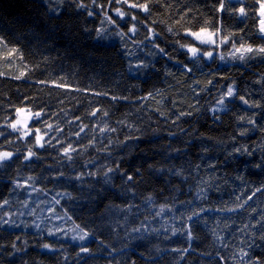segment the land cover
<instances>
[{"label": "trees", "instance_id": "16d2710c", "mask_svg": "<svg viewBox=\"0 0 264 264\" xmlns=\"http://www.w3.org/2000/svg\"><path fill=\"white\" fill-rule=\"evenodd\" d=\"M80 3L86 7L79 8ZM149 7L145 13L116 0H0V151L14 153L0 167V204L8 201L0 208V221H9L0 223V264H241V248L248 253L245 260L264 264V228L257 224L264 215V191L243 208L223 211L242 202L238 196L247 200L264 185V55L233 60L229 43L215 49L214 59L194 62L175 43L185 42V28L198 31L208 19L223 35L235 33L237 46L264 47L258 33L260 4L231 0L224 12L216 11L217 0H154ZM241 7L246 16H240ZM116 8L130 15L121 19ZM105 14L117 23H108ZM131 15L138 20L132 21ZM132 24L138 29L135 35H118ZM149 28L158 35L145 39L152 36ZM138 64L147 67L136 68ZM21 72L23 78H13ZM209 80L212 84L205 87ZM52 81L65 87H55ZM233 83L237 96L229 98L228 111L213 113L216 100ZM149 93L154 98L140 99ZM239 96L261 106L245 105ZM16 107L45 109L42 119L62 129L51 135L64 144L54 140L55 147L37 148L39 158L25 161L30 145L6 126L16 118ZM96 109H101L96 116L88 115ZM181 111L191 115L180 116ZM241 116L245 119L239 120ZM29 123L47 131L43 123ZM105 123L117 130L100 133ZM81 124L88 127L77 138L74 133ZM31 139L34 142V136ZM68 143L77 149L72 161L60 151ZM108 168L116 171L105 183ZM81 173L82 179L76 180ZM29 176L35 179L27 181ZM26 182L31 186L17 187ZM28 191L41 194L49 210L41 211L35 194ZM57 193L87 196V201L71 209ZM149 196L152 200L146 203ZM161 205L165 211L156 216ZM60 206L72 222L60 223L55 217ZM129 207L127 212L118 210ZM74 225L94 236L73 241ZM133 227H141V232H131ZM174 228L185 231L174 235ZM224 229L229 230L227 239ZM187 230L194 239H187ZM81 246L90 252H81ZM184 248L188 251H173Z\"/></svg>", "mask_w": 264, "mask_h": 264}, {"label": "snow or ice", "instance_id": "6c2138e0", "mask_svg": "<svg viewBox=\"0 0 264 264\" xmlns=\"http://www.w3.org/2000/svg\"><path fill=\"white\" fill-rule=\"evenodd\" d=\"M62 2V0H61ZM112 0H109V3H111ZM154 2V0H147V2L145 3H139V0H136V2H132L129 3V0H116V3H123V4H128L129 8L132 9H139L145 13H149L150 12V7L149 4ZM237 3H242L243 0H236ZM259 4H260V8H259V13L260 16L262 17L261 19V23H260V33L264 34V0H258ZM49 3H51V0H49ZM92 3L95 4L96 0H92ZM217 3L219 4V7L216 9V11L218 12H224L227 10L226 8V4L231 3V0H217ZM79 8H85L86 5L83 3H80L77 5ZM192 10L189 9V12H191ZM115 12L117 14V16H119L121 19H125L128 15V13H125L121 8H116ZM238 12L240 14L241 17L246 16V11L244 7H241L238 9ZM89 16L93 15L92 12L88 13ZM106 15V19L108 21V23L110 24H116L117 21H115L114 19H112V17H109ZM188 13H185L182 17L181 20H185L187 17ZM131 20L132 21H137L138 17L136 15H131ZM177 23H180L179 21ZM188 23L190 24L191 21H188ZM212 25L210 23V21L208 19H205L204 21V25L200 27V29L198 31H194L191 28H185L184 29V40L185 42H181V41H176L175 43L179 46V48L181 50H183L185 52V55L188 56L189 60L192 61H197V60H202V59H207V60H212L215 58V49L220 48L221 46L227 45L229 43H231V51L228 53L229 57L233 60H240V61H244L246 59H250L252 58L251 56L247 55V54H262L264 55V47H259V48H253L251 45H248L246 43H240L239 46H237V42L233 39V37L236 35L235 33H229L227 35H223L222 34V28L220 27H216L212 30ZM169 32H173V28L169 27L167 29ZM99 31V30H98ZM138 31L136 24H132L131 27H129L127 29V32H120L118 33V35H120L122 38L125 37L127 35V33H132L133 35H135V33ZM149 32L152 34V36H146L145 39H151L152 37L158 35V33H156L154 31V29L149 28ZM191 37V39L189 40L188 38ZM241 40H243V37H241ZM142 43V41H141ZM205 45L208 46L207 49L202 48L201 46ZM159 52L161 54H166L165 53V49L164 48H159L158 49ZM17 51L16 49H12V52ZM219 59L221 61L225 60V55L221 54L219 56ZM132 67V66H130ZM136 68H140V67H147V65L145 64H138L135 65ZM187 71L190 72L191 69L187 68ZM171 74V73H168ZM25 76V73L21 72L19 76H15L13 77L14 79H21ZM40 83H48L47 81H40ZM55 87H65V85L61 84H56L55 81L51 82ZM195 83H199V81H196ZM212 84V81L209 80L207 81V83L205 84V87H207L208 85ZM189 87H191V85H189ZM203 91V89H201ZM96 95H107V93H96ZM157 95H160L159 92H157ZM237 96V89L235 87V83L230 84L227 86V90L226 92H222L219 99L216 100V104L215 106L211 109V111L213 113H219V112H227L228 108H227V103L229 98H235ZM153 94L149 93L148 96L146 97H141L140 99H152ZM34 99V98H32ZM112 99H119V97H112ZM239 99L245 104V105H249L250 107H260V103L259 102H255L254 104H249V101L244 97V96H239ZM163 102V97L161 98V100L157 101V104H160ZM173 104H175V101H173ZM191 107V105H190ZM159 110V109H157ZM101 109H96L90 113H88V115L91 116H96L98 112H100ZM15 113H16V118L14 120H12L10 123H8L6 126L11 128L12 132H19L20 135L17 137V139L19 140H24L26 141L30 146L28 147L27 150V154L24 156V160L25 161H30L33 157L39 158L37 156V153L35 151V149L37 148H44L45 146L48 147H55V144L53 143V141L55 140V142L57 144H64V141L60 140L59 136H52L51 133L53 131L57 132V133H61L62 129L58 126V125H53L51 123H47L46 121H44L42 118L43 116L46 115V111L45 109L41 108L39 111H33L31 107H16L15 108ZM55 115V114H53ZM160 115L165 116L166 113L161 111ZM180 116H184V115H191V113H185L183 111L180 112L179 114ZM103 116H108V112L104 111L103 112ZM217 119L219 117H216ZM8 118L5 117V120H7ZM77 120H80V117L76 118ZM177 119H179V117H177ZM239 120H244L245 117L241 116L238 118ZM30 121H34V122H40L43 123L46 128L47 131H42L41 128H37L34 127L32 125H30ZM247 122L251 125H253L255 127V121L253 119H248ZM121 124L124 123V121H120ZM88 127V125L85 124H81L79 127V131L75 132L74 135L79 138L81 136V133H83L85 131V129ZM128 127H132V125H128ZM117 129L115 128H111L107 123L104 124L103 127L99 128V132L100 133H105V132H114ZM248 131V129H245V131L241 132L240 135H245L246 132ZM0 136H4V132H0ZM34 136V142L31 139V137ZM46 137H48V139H46ZM95 139V137H93V140ZM92 140L89 141V146L92 144ZM9 143H14V141H9ZM0 147H2V145H0ZM88 146H85V148ZM19 151V150H18ZM61 155L66 158L69 161L73 160V155L72 153H75L77 151V149L75 147H73L72 143H68L67 146H63L61 149ZM242 149L241 148H236L235 152L239 153L241 152ZM244 152H248L247 148L244 147L243 148ZM249 155H251L250 152H248ZM14 156V153L12 151H0V167L4 166V162H7L9 160H11ZM88 163H91V161H88ZM119 167V165H117V168ZM257 167H259V165H257ZM116 171V169L113 168H108V171L104 173V182L108 183V181L110 180V176L109 173ZM177 175H180V173H176ZM63 175V174H61ZM84 173H81V175L76 176L75 179L76 180H81L83 177ZM88 175L90 176H95L97 175V173L94 172H89ZM34 177L29 176L27 178V181H32L34 180ZM133 178L132 176H128V180L131 181ZM242 179V177L240 178ZM30 187V184H27V182L25 183V185H20L17 184V187ZM34 191L36 189H33ZM264 191V185H262L260 188H256L251 196L247 197V200H242V197L238 196L236 199L237 201H242L240 203H237L235 208H227V209H223V211H228V212H234L239 208H243L245 204L248 203V201L252 200L253 197L256 195L257 192H261ZM57 196H67L69 199H71V193H57ZM152 197L149 196L146 198V203L147 202H151ZM8 203L7 200H4L2 204H0V208H2L4 205H6ZM54 204L55 205H59L60 204V200L59 199H54ZM166 206L165 205H161L160 206V210L156 213V216H160L164 211H165ZM120 211H124L127 212L130 210L129 209H118ZM201 211H205L204 209H201ZM253 211H255V209H253ZM193 216H198L199 213H193ZM57 219H68L71 220V217L68 215L67 211H65L63 213V215H59L57 216ZM188 219H192L191 216L188 217ZM0 223L2 224H8L9 221L7 220H3L0 221ZM257 224L260 225L262 228H264V215L261 216V220L257 221ZM36 227H39V225H36ZM143 227V225H142ZM249 227V225H245V229H247ZM252 227H255V225H252ZM76 230H77V234L73 235L71 237V239L73 241L79 240L81 242L86 241V239L94 236V233L88 232V231H84L83 228L80 227V225H76ZM145 231H147V229H144ZM244 230V229H242ZM57 232L59 231H63V229L57 228L56 229ZM184 232V229H173V234L175 235L177 232ZM131 232L133 233H139L141 232V227H133L131 229ZM48 234L51 235H55V232L49 230ZM261 239H264V235H261L260 237ZM187 239L188 240H192L194 239L191 230H187ZM101 243H103V241H101ZM13 247L15 248V244H13ZM42 247L44 249L47 250H52V246L50 244H43ZM226 247V245H225ZM173 251L176 252H187L188 249L184 248V249H173ZM81 252L83 253H89L90 249L84 246H81ZM79 255V254H78ZM236 254H234L235 256ZM239 258L241 261V264H259V261H253L251 259L245 260V257L248 256V253L241 248L239 251ZM221 260H223V258H221Z\"/></svg>", "mask_w": 264, "mask_h": 264}, {"label": "rangeland", "instance_id": "374dc122", "mask_svg": "<svg viewBox=\"0 0 264 264\" xmlns=\"http://www.w3.org/2000/svg\"><path fill=\"white\" fill-rule=\"evenodd\" d=\"M258 14H259V28H258V33H259V36L262 38V39H264V34H261L260 33V31H259V29H260V23H261V19H262V17L260 16V13L258 12ZM227 90V89H226ZM63 182H68V180L67 179H64L63 180ZM66 185H65V183L64 184H62V186H61V188H64ZM66 188H68V186L66 187ZM29 193L28 194H35V198H36V202H37V204L39 205V208H40V210L41 211H44V212H47L48 210H49V205H48V203H47V201L44 199V197L41 195L42 194V190L40 189V193L41 194H36V193H34V192H31V191H28ZM138 194H141V193H138ZM87 196H84L83 198H80V197H76V198H71V199H69L67 196H65V202H68V204L71 206V209H73L75 206H79V209L81 208V204H83V203H85V201H87ZM41 203H44L45 205L43 206V207H40V204ZM60 205V204H59ZM193 210H195V209H193ZM66 210H62L61 209V206H60V208L55 212V217H57V216H59V215H63V213L65 212ZM70 217H71V215L70 214H68ZM61 219H60V223H61ZM59 222V221H58ZM63 222H72L71 220H68V219H63ZM74 227H76L75 225H74ZM254 228H256V227H254ZM253 228V229H254ZM63 229V232H67L66 231V229L65 228H62ZM252 229V230H253ZM238 231H240V232H244V230H242V229H238ZM209 233L210 234H212V230L211 229H209ZM222 235H223V238L224 239H227L228 237H229V230L228 229H224V231H223V233H222ZM121 240L122 241H125V236L124 235H121Z\"/></svg>", "mask_w": 264, "mask_h": 264}]
</instances>
